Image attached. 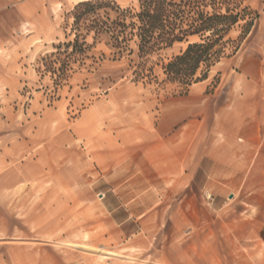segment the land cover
I'll return each instance as SVG.
<instances>
[{
  "label": "rangeland",
  "instance_id": "374dc122",
  "mask_svg": "<svg viewBox=\"0 0 264 264\" xmlns=\"http://www.w3.org/2000/svg\"><path fill=\"white\" fill-rule=\"evenodd\" d=\"M79 3L0 0V264H237L259 227L225 183L264 148V0L189 86L164 67L197 38L116 57L90 34L69 57Z\"/></svg>",
  "mask_w": 264,
  "mask_h": 264
},
{
  "label": "trees",
  "instance_id": "16d2710c",
  "mask_svg": "<svg viewBox=\"0 0 264 264\" xmlns=\"http://www.w3.org/2000/svg\"><path fill=\"white\" fill-rule=\"evenodd\" d=\"M245 1L138 0L132 8H121L111 1L82 2L74 11L75 38L68 45L72 48L69 57L76 61L86 58L90 46L85 40L90 34L94 43L105 41L116 57L133 52L131 42L145 56L197 38L164 67L167 80L189 86L194 80L207 78L228 44H234L235 52L249 34L254 18L242 7ZM240 22L244 24L238 40L224 41ZM201 67V76L194 79Z\"/></svg>",
  "mask_w": 264,
  "mask_h": 264
},
{
  "label": "crops",
  "instance_id": "0c3cea01",
  "mask_svg": "<svg viewBox=\"0 0 264 264\" xmlns=\"http://www.w3.org/2000/svg\"><path fill=\"white\" fill-rule=\"evenodd\" d=\"M225 171L223 164L213 158L212 175L217 177L216 183H223L221 179ZM225 184H229L230 187L237 186L236 190H230L231 192H227L226 195L229 196L231 201H235L239 197L242 204V207L239 208V214L256 218L259 227V230L255 231L247 220L243 222V234L251 242L235 243V249L242 248L245 252L238 254V261L235 258L234 263L264 264V148L261 149L260 155H257L250 164L249 172L244 171L242 175L234 177ZM217 209L220 210L221 207L217 206Z\"/></svg>",
  "mask_w": 264,
  "mask_h": 264
},
{
  "label": "bare ground",
  "instance_id": "6f19581e",
  "mask_svg": "<svg viewBox=\"0 0 264 264\" xmlns=\"http://www.w3.org/2000/svg\"><path fill=\"white\" fill-rule=\"evenodd\" d=\"M81 2H83V1H86V0H80ZM90 1V0H89ZM74 247H78V248H80V249H85V250H89V251H97L98 252V250H94V249H92V248H90V247H88V246H86V245H74ZM102 250V249H101ZM100 250V251H101ZM99 251V252H100ZM101 254H103V253H101ZM103 255H106V256H116V254L115 253H113V252H108V251H105V253L103 254Z\"/></svg>",
  "mask_w": 264,
  "mask_h": 264
}]
</instances>
